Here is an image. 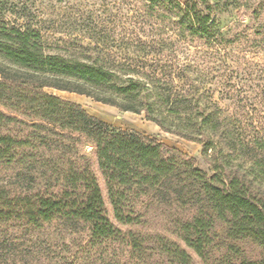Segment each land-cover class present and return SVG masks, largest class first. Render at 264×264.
Masks as SVG:
<instances>
[{
  "label": "trees",
  "instance_id": "trees-1",
  "mask_svg": "<svg viewBox=\"0 0 264 264\" xmlns=\"http://www.w3.org/2000/svg\"><path fill=\"white\" fill-rule=\"evenodd\" d=\"M144 1L174 4L166 9L186 42L185 62L170 56L117 61L83 45L47 53L40 32L27 21L0 19V224L16 223L36 233L58 222L140 259L154 246L149 234L132 229L143 225L137 206H173L182 213L176 235L206 264H264L232 244L231 253L219 260L208 250L211 234L223 225L229 240L249 238L264 247V123L253 127L220 107L199 81L189 52L202 46L224 54L232 41V19L246 2ZM46 89L143 113L160 130L199 144L211 173L177 148L116 129ZM87 144L114 217L128 226L125 231L106 217L91 160L83 151ZM154 238L155 250L176 264H190L183 247Z\"/></svg>",
  "mask_w": 264,
  "mask_h": 264
},
{
  "label": "rangeland",
  "instance_id": "rangeland-1",
  "mask_svg": "<svg viewBox=\"0 0 264 264\" xmlns=\"http://www.w3.org/2000/svg\"><path fill=\"white\" fill-rule=\"evenodd\" d=\"M245 2L246 8L232 19V41L224 54L206 52L202 46L189 52L200 71L199 81L212 91L213 100L258 128L264 123V0ZM171 6L174 4L167 1L155 6L144 0H0V19L27 21L40 32L47 53H64L66 49L83 45L117 61L160 57L165 60L170 56L174 61L185 62L186 42L166 9ZM12 10L16 13H10ZM21 14L24 19H18ZM193 44L199 45L196 41ZM46 91L80 104L89 114L116 129L155 137L193 158L197 168L211 173L199 144L160 130L143 113L120 111L85 95L55 89ZM90 150L88 144L83 149L101 189L106 217L125 231L128 226L115 219L105 181ZM135 212L142 214L143 225L132 229L149 234V244L154 246L140 259L132 257L128 249L97 244L88 231H73L58 222L46 223L36 233L10 223L0 224V264H176L168 255L155 250L156 235L183 247L190 256V264H206L175 233L181 210L140 204ZM211 240L208 250H212L211 255L217 260L231 253L229 244L250 259H264V247L249 238L229 240L224 225L211 234Z\"/></svg>",
  "mask_w": 264,
  "mask_h": 264
}]
</instances>
